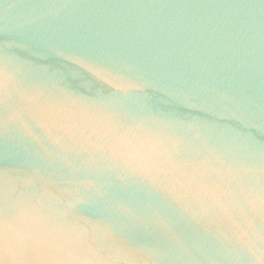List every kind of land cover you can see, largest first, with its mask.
I'll list each match as a JSON object with an SVG mask.
<instances>
[{
	"label": "water",
	"instance_id": "obj_1",
	"mask_svg": "<svg viewBox=\"0 0 264 264\" xmlns=\"http://www.w3.org/2000/svg\"><path fill=\"white\" fill-rule=\"evenodd\" d=\"M0 264H264V0H0Z\"/></svg>",
	"mask_w": 264,
	"mask_h": 264
}]
</instances>
